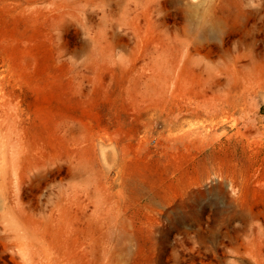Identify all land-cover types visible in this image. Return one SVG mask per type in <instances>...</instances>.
<instances>
[{"label":"rangeland","instance_id":"rangeland-1","mask_svg":"<svg viewBox=\"0 0 264 264\" xmlns=\"http://www.w3.org/2000/svg\"><path fill=\"white\" fill-rule=\"evenodd\" d=\"M184 2L0 0V264H264V0Z\"/></svg>","mask_w":264,"mask_h":264},{"label":"clouds","instance_id":"clouds-1","mask_svg":"<svg viewBox=\"0 0 264 264\" xmlns=\"http://www.w3.org/2000/svg\"><path fill=\"white\" fill-rule=\"evenodd\" d=\"M264 7V3L259 8ZM259 8H247L245 13ZM185 17L184 36L194 43L210 31H224L235 22L234 13L230 12L228 0H185L181 9ZM244 17H241L242 20Z\"/></svg>","mask_w":264,"mask_h":264}]
</instances>
